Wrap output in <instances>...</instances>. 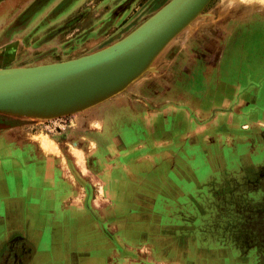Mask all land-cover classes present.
Wrapping results in <instances>:
<instances>
[{
	"label": "rangeland",
	"instance_id": "374dc122",
	"mask_svg": "<svg viewBox=\"0 0 264 264\" xmlns=\"http://www.w3.org/2000/svg\"><path fill=\"white\" fill-rule=\"evenodd\" d=\"M168 1L0 0V69L59 62L104 48L129 34ZM251 15L261 16L264 20V0H211L187 27L164 47L145 72L111 96L112 99H116L115 102L121 103L122 99L128 95L140 98L139 93L143 96L150 93L151 96L158 91L157 93H171L168 97L174 98L175 104L176 102L186 104L190 99L196 110L200 105L207 103L206 110L196 117L199 121L198 127L189 133H196L197 137V131L204 128L203 123L209 121L215 124V131L206 132V138L211 147V152L207 153L213 155L215 161L217 157L220 160L219 157L226 154L227 165L223 167L214 163L208 165L203 155L202 161L198 164L194 163L197 160V152H200L196 147L192 148L191 152H186L187 154L180 152L181 157L192 164V167H198L201 174L207 177L205 179L196 174V179L189 182L191 188L188 196L180 195L175 188L172 192L169 190V193L162 195L163 200L160 202L158 195L141 192L142 199L134 197L133 202L137 199V205L129 208L130 212L125 213L126 208L123 211L117 210L115 215L104 211L109 210L106 205L111 201L104 194L105 182L102 177L87 166V153L78 146L76 141L66 139L65 134L55 136L43 126L53 119L75 121L83 113H86L83 116L86 119L90 108L108 102L102 101L57 118L0 112L19 122L26 132L34 133L31 139L36 141L40 148V141L45 138L54 140L60 149L61 155L44 153L45 156L51 155L57 158L62 176L67 178L74 187L71 203L79 205L80 209L75 212L71 208L57 214L56 219L60 221L61 226L56 228L55 232L50 229L51 227H46L43 228V234L42 229H35L34 234L42 235L41 239L46 240L51 239V235L55 234L61 237V239H51L52 244L49 247L50 253L55 254L56 257L60 256L61 264H264V194H261L264 193V163L257 164L253 183L251 171L253 170L251 161H263L261 158L264 156V138L262 137L264 120L258 116V118L251 117L245 112L236 113L235 105L233 106L230 114L234 113L236 120L237 118L243 120V130H246V141L242 142L244 144L243 159L239 166L233 162L234 152H229L227 146L218 145L223 139L226 128L222 124L215 123L219 119L218 116L222 114L218 112L221 105L217 95L219 88L216 85V65L222 38L226 33L231 32L233 24L240 17L250 18ZM261 19L257 20L255 27L251 28L248 36L244 37L246 45L253 43L257 45V48L258 44L260 46L263 35L261 28L257 25L262 24ZM249 47L248 49H254L253 46ZM188 59L193 60L192 65H197L194 71L195 78L190 75L191 73H187V66L178 68L181 64L180 60ZM184 75L189 76V81H185ZM173 77L179 78L178 82L172 81ZM181 78H183L182 81ZM180 117L181 125L184 121H181L182 117ZM172 118L165 119V124H168L166 129L170 127ZM175 118L174 116V120ZM229 123L232 124L231 121ZM89 125L98 130L102 128V124L95 120ZM183 129L182 131L181 128L179 129L180 139L185 133ZM61 140L67 143L68 154L80 174L78 180L70 170L67 154L60 147ZM94 146V142H91L89 150ZM73 148L82 153L80 157L86 174L82 173L77 164L78 154H72ZM141 150L144 153L150 149L145 151L143 147ZM27 151V148H22L21 152L16 153L17 150L8 148L6 152L7 157L18 154L28 159ZM134 154L135 152H132L129 156L133 158ZM170 155L166 154L162 157ZM172 158L173 156L170 157ZM27 166L29 168H26ZM225 167L227 172L224 170ZM63 169H67L66 174H63L65 173ZM195 171L198 170L195 169ZM203 171L205 172L202 173ZM12 172L21 173L22 185L20 186L23 188L31 187L37 190L47 187L52 189L51 193H54L56 189L69 191V186H64L57 178L56 170L47 164H25L22 168L15 169L10 166L9 160L2 158L0 160L2 187L15 186L14 180L11 179ZM29 172H33L32 177L27 175ZM15 174L13 173L14 176ZM87 181L95 188L91 194L86 189ZM16 182L19 181L16 180ZM44 192L36 193V195ZM92 196L93 198L90 199ZM32 199L30 201L32 206L29 205L31 210H34L35 204L41 207V198L38 199L36 196ZM140 203H142L141 206ZM53 206L59 210L58 203L51 205L52 210ZM142 209L150 210V213L155 216L157 214L152 212V209L161 212V216H163L162 213H168L167 217L171 221H164L161 225L159 213L157 215L160 219L158 224L161 225L158 226L159 229H148L150 236L157 233L158 239H163L165 245L160 244L159 241L162 242V240H154L157 236L152 239V244L148 243L147 239H141L142 230H146L144 224L141 227L131 228V235L137 238L140 236L138 239L124 238L122 233L131 232L124 230L126 223L140 224L145 218ZM124 214L125 217H123ZM39 216L43 222L48 213L40 211ZM166 229L171 233L168 239H164ZM110 239L116 241L112 243ZM145 243L150 246L140 249ZM43 249L41 245L36 247V254H42ZM54 258L52 257L51 264H55Z\"/></svg>",
	"mask_w": 264,
	"mask_h": 264
},
{
	"label": "crops",
	"instance_id": "0c3cea01",
	"mask_svg": "<svg viewBox=\"0 0 264 264\" xmlns=\"http://www.w3.org/2000/svg\"><path fill=\"white\" fill-rule=\"evenodd\" d=\"M126 1L131 2L132 0ZM260 17L258 15H251L250 18H239L238 21L241 24V31L238 35L239 40L236 41L233 47H230L233 49L227 50L226 40L229 33H226L216 65L218 92L222 90H226L227 92L218 98L221 104H225L223 105L225 108L224 113L219 115L218 121L215 122L217 125L222 124L226 129L223 132V139L220 138L222 143L220 141L218 144V140L215 142L219 146H227L229 152H234L232 154L233 162L238 164V166L241 165L243 159L242 148L244 144L242 142L246 141V130H243V120H239V118L236 120L235 114H230L233 106L235 105L234 111L236 113L242 114L243 111H246L251 117L255 118L258 116L262 117L260 118L261 120H264V24L257 25V27L261 28L263 35L258 48L253 43L246 45L244 38L248 36L250 29L254 28L257 23L248 25L249 22ZM249 46H253L254 49H251ZM234 88H238L239 93L233 92L232 94L230 91L232 89L235 91ZM169 94L171 93H164L162 95V93L155 91L151 96L150 93H147L146 96H142L139 93L140 98L128 95V97L122 99L123 102L121 103L115 102L116 99L109 97L111 99L103 101L108 103H100L90 108L87 111L88 115L86 119L83 118L86 113H83L76 120L75 125L66 131V139L76 141L78 146L87 153V166L98 176L102 177L105 182L104 194L111 201L106 205L109 207V210H104L105 212H112L115 215L117 210L123 211L125 208V213L130 212L128 209L137 205V199L133 202L134 197L142 199L141 192L148 193L149 195H158L160 202L163 200L162 195L169 193V190L172 192L175 188L179 191L180 195L188 196L187 194L190 193L191 188L189 187V182L196 179V174L204 178L205 175L201 174L198 167H192V164L181 157L180 152L187 154L186 152H191V149H195L196 147L201 153L197 152V160L194 163L198 164L202 161L203 155L208 165L209 163H214L221 167L227 165L226 154L219 157L220 160L217 157L215 161L213 160V155L211 156L207 153L211 152V147L207 141L206 132L208 130L209 133L215 131V124H211L209 121L203 123L204 128L197 131V137L196 133H189L198 127L199 121L196 117L206 110L207 103L200 105L196 110L191 104L190 99L187 100L186 104H180L179 102L175 104L174 98L168 97ZM148 110L150 111L148 112ZM174 116L176 117L175 120ZM168 117L173 118L170 127L166 129V125L168 124H165V119L168 120ZM179 117L181 121H184L181 125ZM94 120L102 124L101 129L98 130L89 125ZM17 127L10 126L7 121H0V160L2 158L9 160L10 166L15 169H20L25 164H47L56 170L57 178L64 186H69V191L65 192L63 189H56L54 193H51L50 190L52 189H48L47 187L37 190L31 187L23 188L20 186L22 185L20 172L10 173L15 186L12 188L2 187L3 178L0 174V264H51L52 257H55L53 263L61 264L60 256L56 257L55 254L50 253L49 248L52 244L51 239H61V237L55 234L51 235V239L49 240L41 239L42 235H35L34 231L35 229H42L43 234V228L51 227L50 229H53L55 232L56 228L61 226L60 221L58 222L56 219L57 214L59 215L62 211L70 210L71 208L75 212L80 209L79 205L71 203V194L74 191V187L67 178L62 176L57 158L51 155L45 156L44 151L41 150L38 143L31 139L34 133L26 132L24 127ZM180 128L181 131L183 128L185 131L181 139L179 136ZM91 142H94L95 146L89 150ZM60 147L67 154V162L76 180L80 179V174L75 169L68 154V146L65 140L60 141ZM143 147L146 149L145 151H148V148L150 150L143 153L141 150ZM8 148L17 150L16 153H19L18 151L21 152L22 148H27L28 159L18 154L7 157L6 151ZM132 152H135L133 155L134 159L132 156H129ZM166 154L171 155L169 157H162ZM171 156H173L172 159H170ZM261 159L263 161H251L254 169H256L257 164H260V162L264 163V156ZM26 168H29V166ZM195 169L198 171H195ZM224 170L227 172V167ZM13 173L17 174H15L16 177ZM27 175L32 177L33 172H29ZM208 176L210 177V175ZM16 180L19 182H16ZM86 183V189L89 194L93 193V190H95L94 186L89 181ZM45 189L48 190L44 192ZM41 192L44 193L36 195V193ZM36 196H38V199H42L41 207L35 204L34 210H31L29 208V205L32 206L30 201L33 200L32 198H36ZM92 198L93 196L90 197V199ZM67 201L69 202L68 204L66 203ZM56 203L59 204V210L55 209L54 206L52 210L51 205H55ZM93 208L94 210L96 209L95 207ZM40 211L48 213V218H44L43 222L39 216ZM143 212L145 217L143 221L146 222L142 221L140 224H130L128 222L126 226L124 225V230L131 231V228L141 227L144 224L146 230H142L141 239H147L146 241L151 243L154 236H157V233L150 236L148 229H157L164 221L170 220L167 217L169 215L168 213H162L163 216H161V212L152 209V212L155 214L158 215L160 213V225V223L158 224L160 219L157 215H152L150 210H144ZM51 213L54 215L52 216ZM125 216L124 214L123 217ZM54 232L50 231L53 234ZM122 234L124 238L128 239H138L140 237L137 238L131 235L132 231L129 234ZM169 234L171 233L166 229L164 239H168ZM110 240L112 243L116 241ZM154 240H162V242L159 241L160 244H166L163 242V239H158V236ZM148 243L143 244L140 249L146 246L149 247ZM40 245L44 249L42 250V254L37 255L36 247ZM46 247L48 248L45 249ZM41 256L42 260H40Z\"/></svg>",
	"mask_w": 264,
	"mask_h": 264
},
{
	"label": "water",
	"instance_id": "95a60500",
	"mask_svg": "<svg viewBox=\"0 0 264 264\" xmlns=\"http://www.w3.org/2000/svg\"><path fill=\"white\" fill-rule=\"evenodd\" d=\"M210 1L169 0L129 34L104 48L59 62L0 69V112L33 116L43 96L56 93L68 79L117 67L141 72ZM140 74H126L73 109L83 110L108 99Z\"/></svg>",
	"mask_w": 264,
	"mask_h": 264
},
{
	"label": "bare ground",
	"instance_id": "6f19581e",
	"mask_svg": "<svg viewBox=\"0 0 264 264\" xmlns=\"http://www.w3.org/2000/svg\"><path fill=\"white\" fill-rule=\"evenodd\" d=\"M201 12L202 11H200L193 18V20ZM164 47L162 48V50L164 49ZM159 53L154 57V59L159 55ZM154 59L141 72H137L134 69L128 68V67H117V68L106 69V70L101 71V72L91 73L88 77H79L77 79H72V80L68 79V80H66L67 82H66L65 86L62 88H59L56 91V93H54V94L46 93L43 96V99L40 101V103L38 105L39 106L38 112L33 114V116H36V117L37 116H42V117L54 116V117H57L60 115H64V114L74 112L75 109H73V108L75 106H78L84 100H87L89 98L94 97L97 92L104 90L105 88H108L109 86H111L115 82H119L120 80H122L124 78V76L126 74H135V73L136 74L137 73L142 74L151 65V63L154 61ZM135 78H137V77H135ZM135 78L132 77V79H130V82L133 81ZM129 83H127L126 85H128ZM42 138H43V136H42ZM263 138H264V135H263ZM40 142H41L40 143L41 144L40 145L41 150H43L45 153H54L57 155H61L60 149L58 148V146L54 140H46L45 138H43V139H41ZM71 152L73 155L78 154L77 164L79 165L82 173L86 174L84 164L82 163L81 157H80V156H82V153L80 151L78 152V150H76L75 148H73V150ZM60 159L63 160L62 156H60ZM63 170L67 171V169H63ZM66 171L63 174H66Z\"/></svg>",
	"mask_w": 264,
	"mask_h": 264
},
{
	"label": "flooded vegetation",
	"instance_id": "af4514ba",
	"mask_svg": "<svg viewBox=\"0 0 264 264\" xmlns=\"http://www.w3.org/2000/svg\"><path fill=\"white\" fill-rule=\"evenodd\" d=\"M262 17H260V19H261ZM257 20H259V18L258 19H256V20H254V21H250L249 22V24L248 25H250L251 23H255V22H257ZM262 21L260 22V23H264V20L263 19H261ZM241 29V24H240V22L239 21H237V22H235L234 24H233V27L231 28V32L229 33V36H227V40H226V47H227V50H229V49H233V48H230V47H233L234 45H235V43H236V41H238L239 39H238V35H239V33H240V30ZM225 37H226V35H224V37L222 38V44L224 43V39H225ZM221 47H222V45H221ZM181 64H179L178 65V68H183V67H186V71H187V73L189 72V73H191L190 75L191 76H194V78H195V74H194V71H195V69H196V66L195 65H192L193 64V60H191V61H189V59L188 60H186V61H184V60H180L179 61ZM195 62V61H194ZM182 65V66H181ZM191 67H192V69H191ZM178 77V76H177ZM177 77H173V78H171V79H173L172 81H177L178 82V79L179 78H177ZM183 78H185V81H189V76H185L184 75V77ZM183 78H181V81L183 80ZM234 90L235 91H233V89L230 91L232 94H233V92H238L239 93V89L238 88H234ZM246 90H249V89H246ZM156 92H158V91H156ZM225 92H227L226 90H222V91H220V92H217V95H218V97H221V95L222 94H225ZM142 96H143V94H141ZM162 95H163V93H162ZM220 110L219 111H221L222 113H224V108H225V106H223V105H225L224 103H220ZM246 113V114H248L246 111H243V113ZM249 115V114H248ZM250 116V115H249ZM257 119V118H256ZM0 121H7L9 124H10V126H15V127H23L19 122H17V121H14V119H11V118H8V117H6V116H4V115H2V114H0ZM76 121V120H75ZM75 121H73V119H62V120H60V121H57V122H51V123H45L44 124V126H43V128H45L48 132H50V133H52V134H54L55 136H60L61 134H65V137H66V131L68 130V129H70V127H72L73 125H75ZM73 122H74V124H73ZM257 126V125H256ZM263 134H264V132L262 133V137H263ZM62 141V140H61ZM263 142H264V139H263ZM264 146V145H263ZM254 169V168H253ZM257 169V168H256ZM251 171H252V183H253V179H254V177H256V176H253V174H254V172H255V169L254 170H252L251 169ZM256 173V172H255ZM257 177H258V179L260 178L258 175H257ZM259 187V186H258ZM260 189H261V187H260ZM258 191H262V190H258ZM261 194H264V193H261Z\"/></svg>",
	"mask_w": 264,
	"mask_h": 264
},
{
	"label": "built area",
	"instance_id": "2783aa9c",
	"mask_svg": "<svg viewBox=\"0 0 264 264\" xmlns=\"http://www.w3.org/2000/svg\"><path fill=\"white\" fill-rule=\"evenodd\" d=\"M60 120H62V119H53L49 123H51V122H57V121H60Z\"/></svg>",
	"mask_w": 264,
	"mask_h": 264
}]
</instances>
